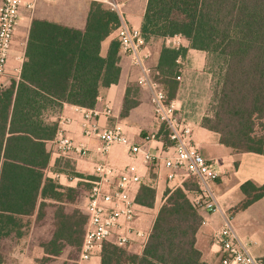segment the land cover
Instances as JSON below:
<instances>
[{
  "label": "trees",
  "instance_id": "trees-1",
  "mask_svg": "<svg viewBox=\"0 0 264 264\" xmlns=\"http://www.w3.org/2000/svg\"><path fill=\"white\" fill-rule=\"evenodd\" d=\"M119 23L115 11L95 1H89L81 29L31 21L19 78L0 85V264L4 242L28 238L46 222L50 205L56 207L51 235L39 246L51 257L69 245L79 254L87 217L78 209L67 213L65 205L76 203L81 192L48 175L57 131L52 116L65 103L93 108L99 90L117 82V35L104 56L100 49ZM141 32L145 40L178 35L190 48L205 51L212 84L201 126L218 133L219 142L234 152L264 155V0H147ZM187 49L163 44L157 64L148 65L168 100L174 98ZM133 105L125 97L122 113ZM158 133L167 140L163 125ZM53 168L68 172L73 167L57 158ZM240 189L244 198L237 209L264 196V185L251 181ZM197 191L193 176L166 187L140 251L133 250L136 243L120 247L104 242L100 264H207L195 246L203 217L189 194ZM154 199V187L141 183L136 202L151 208Z\"/></svg>",
  "mask_w": 264,
  "mask_h": 264
},
{
  "label": "crops",
  "instance_id": "crops-1",
  "mask_svg": "<svg viewBox=\"0 0 264 264\" xmlns=\"http://www.w3.org/2000/svg\"><path fill=\"white\" fill-rule=\"evenodd\" d=\"M118 5L116 11L120 21L141 29L143 15L147 0H115ZM89 1L86 0H55L47 2L37 0L33 9L21 7V20L16 29L12 47L7 60L5 73L0 77V85L5 84L8 78H19L21 65L25 59V47L33 18L53 21L62 25L81 29L84 27ZM116 37L112 32L101 42V55L107 52L110 41ZM145 39V38H144ZM169 47L185 46L186 55L181 59L182 70L179 83L174 95V100L179 107L182 117L192 123V142L199 152L204 153L205 159L214 161L219 175L211 184L215 197L221 208L231 216L233 227L237 235L244 242L248 243L253 255L264 257V196L243 209L236 206L244 198L240 189L241 184L251 181L257 186L264 185V155L254 152H234L219 142V134L201 126V119L205 115L206 107L210 99L211 74L205 68L206 52L189 47V43L183 37L175 35L165 39L145 40V51L149 53L146 61L150 73V63L157 64L161 45ZM120 74L116 83L99 90L96 105L93 108H85L65 103L52 119L57 120V126L62 119H69V122L62 123L69 136L76 142H84L89 147L88 153L82 157L73 156L68 158L71 171L60 172L53 168L57 155L51 157L48 175L57 179L64 186L76 188L83 191L85 180L93 179V168L100 161L101 156L96 151L97 140L86 138L80 130V121L84 109H103L106 106L111 108V115L100 116L99 123L102 126H111L120 123L123 126L125 135L133 143H143L144 136L159 130L156 125L151 105L149 103V91L138 83L140 68L133 65L130 59L121 54ZM125 97L134 105L129 108L126 114L122 113ZM152 144V143H151ZM153 149L159 145L153 143ZM107 160L117 166H123L130 161L126 148L123 145L111 147ZM167 169L162 166H150L143 172L142 183L151 185L155 189V199L151 208L153 219L162 203L163 192L166 187H172L177 179L170 181L166 177ZM89 187V185H88ZM138 190V188H137ZM84 196V203L86 200ZM190 198L194 193H190ZM77 204V203H74ZM80 210V209H79ZM203 221L196 233V248L201 252V260L207 264H219L220 253L218 247L213 243V234L222 225L221 216L218 213H208L199 210ZM85 215L84 206L81 211ZM52 213L47 214V219L52 223ZM45 223V222H44ZM138 223L139 216H138ZM84 225V224H83ZM41 227L36 225L30 236L36 234ZM52 231V230H51ZM51 231H46L42 238L47 239ZM40 235V234H39ZM39 246V245H38ZM39 254L47 256L42 247L39 246ZM30 251V252H29ZM140 251V248H139ZM138 251V252H139ZM18 254H21L20 252ZM22 260L24 264H36L35 251L27 248ZM28 256V257H27ZM90 264H100L98 255L94 256Z\"/></svg>",
  "mask_w": 264,
  "mask_h": 264
},
{
  "label": "built area",
  "instance_id": "built-area-1",
  "mask_svg": "<svg viewBox=\"0 0 264 264\" xmlns=\"http://www.w3.org/2000/svg\"><path fill=\"white\" fill-rule=\"evenodd\" d=\"M36 1L0 0V77L6 70L12 39L21 20V7L25 5L33 9ZM89 1L100 2L118 12L119 4L115 0ZM116 35L121 54L140 68L138 83L148 89L154 118L163 125L167 140L164 141L162 134L155 131L146 134L143 143H133L125 135L120 123L111 126H102L99 123L100 116L111 115L109 106L101 110L82 111L81 133L86 138L97 140L96 151L101 159L93 168V179L85 180L89 185L84 203L87 219L75 264H90L104 242H112L120 247L134 243L142 246L145 243L149 232L138 223L141 205L136 202V192L142 183L144 170L151 163L167 169L168 180L177 179L172 187L181 185L186 176L196 178L198 191L191 198L192 204L198 210L218 213L222 219V225L213 234V243L220 253V264H262V257L253 255L248 243L240 239L233 227L231 216L221 208L215 197L211 184L217 179L219 172L214 161L205 159L193 144L192 123L181 116L176 102L167 99L165 91L148 72L146 61L149 53L145 51V39L141 29L120 21ZM67 122L69 119H62L57 126L54 153L59 158H82L88 153L89 147L69 136L61 126ZM153 143L159 145L158 149L151 147ZM114 145H123L126 148L130 161L123 166L107 160Z\"/></svg>",
  "mask_w": 264,
  "mask_h": 264
},
{
  "label": "rangeland",
  "instance_id": "rangeland-1",
  "mask_svg": "<svg viewBox=\"0 0 264 264\" xmlns=\"http://www.w3.org/2000/svg\"><path fill=\"white\" fill-rule=\"evenodd\" d=\"M70 1L71 0H65V2H70ZM86 1H89V0H86ZM150 65L153 66L152 63H150ZM211 84H212V82H211ZM211 84H210V94H211ZM163 89H164L165 93L167 94L165 87H163ZM210 99H211V95H210ZM155 123H156L157 127L158 126L160 127L159 122L156 121ZM161 136L163 137V135H161ZM200 154L203 157L205 156L204 153L200 152ZM83 185H84L83 191H81V193H80V196L76 202L77 204L72 203V204H66L65 205V211L67 213H71L75 209H78V210L80 209L79 211L83 210L84 196H85L86 189H88V184L84 183ZM46 210L50 214L51 212H55L56 207L53 205H50ZM153 220H154L153 219V213L151 210H147L145 208L139 209V222H140V226L142 229L149 232ZM51 227H52L51 223L48 221V219H46V222L41 226V229L38 230L36 234L33 233L30 240H28L29 238L17 240L16 242L14 239L6 240L4 242V246H3L2 264H24V263H22L23 262L22 260L24 259L25 256H22V254H25V250L27 252V248L30 249L31 251L32 250L35 251L36 264H75V260L78 257V248H76L74 246H70V245L65 246V248L63 249L61 254L56 256V257L44 256V255L39 254V252H37V251H40L39 246H38L39 243L41 244V242L44 240V238H42V236H44V233L46 231H49L51 229ZM140 246H141V244H139V243L136 244L135 247L133 248V250L139 251ZM19 252L21 254H18Z\"/></svg>",
  "mask_w": 264,
  "mask_h": 264
}]
</instances>
